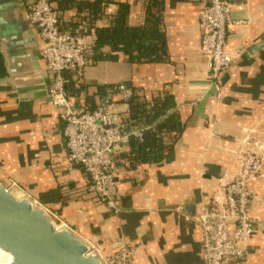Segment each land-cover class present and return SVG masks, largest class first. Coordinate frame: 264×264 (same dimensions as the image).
I'll return each mask as SVG.
<instances>
[{
	"label": "crops",
	"instance_id": "1",
	"mask_svg": "<svg viewBox=\"0 0 264 264\" xmlns=\"http://www.w3.org/2000/svg\"><path fill=\"white\" fill-rule=\"evenodd\" d=\"M86 1L96 0L51 3L61 12L62 30L81 36L89 46L96 40L93 29L109 25L118 3L131 5L129 22L138 26L145 20L149 0H101L103 16L93 27L87 22L89 12L79 11L80 2ZM163 1L168 62L88 63L75 79L88 89L132 83L149 100L169 93L185 126L162 163L120 170V211L112 214L92 192L89 177L69 164L63 123L48 95L51 75L41 59L38 31L28 23L31 0H9L12 7L6 18L16 35L7 39L0 35V183L18 179L23 187L17 184L55 214L58 223L105 255L125 242L140 246L132 264H205L201 229L181 207L190 200L200 207L216 193L219 180L234 170L231 151L238 141L253 133L264 141V52L234 68L225 77L221 100L209 101L207 119L188 125L194 104L210 88L201 51V0ZM232 3V19L241 23L229 27L227 51H244L264 39V0ZM67 93L78 108L89 109L86 97L95 89L71 96L67 87ZM114 103L116 111L127 114L121 96H115ZM254 189L251 215L259 230L237 264H264V181L255 183Z\"/></svg>",
	"mask_w": 264,
	"mask_h": 264
},
{
	"label": "built area",
	"instance_id": "2",
	"mask_svg": "<svg viewBox=\"0 0 264 264\" xmlns=\"http://www.w3.org/2000/svg\"><path fill=\"white\" fill-rule=\"evenodd\" d=\"M28 9V18L38 31L43 59L51 75L48 95L63 123L69 164L89 177L91 190L99 202L118 213L122 195L115 156L129 145L131 138L142 139L143 130L129 126L126 114L115 110L114 97H122L128 113L133 91L126 84H115L95 108H78L77 103L66 95L70 83L68 74L77 79L78 72L89 63L88 46L81 36L62 30L61 12L51 0H31ZM232 9V0H201V51L210 87L242 52L241 48L227 51L229 27L241 23L232 19ZM246 138L249 145L231 151L235 163L231 175L222 177L216 193L199 207L195 222L202 231L206 264H237L259 230L251 207L257 195L254 185L264 181V141L257 133ZM4 185L17 198H28L55 221L58 219L17 183L9 180ZM85 242L89 255H97L106 264H132L136 252L133 245L123 243L116 252L105 255L91 241Z\"/></svg>",
	"mask_w": 264,
	"mask_h": 264
},
{
	"label": "trees",
	"instance_id": "3",
	"mask_svg": "<svg viewBox=\"0 0 264 264\" xmlns=\"http://www.w3.org/2000/svg\"><path fill=\"white\" fill-rule=\"evenodd\" d=\"M163 2L147 1L145 20L138 26L130 25L131 5L118 3V11L109 21V25L93 29L96 40L88 46L89 63L118 62L122 59L131 65L168 62L170 57L163 23ZM102 4L101 0L80 2L79 11L89 12L87 22L90 27L102 18ZM68 77L70 83L67 87L71 96H79L85 90L90 93L95 89L93 95L86 97V107L89 109L95 108L97 101L100 102L107 95L108 89L115 85H99L88 89L78 85L73 75L68 74ZM124 84L133 91L126 114L129 126L144 130L142 139L131 138L129 145L115 158V164L121 171H136L145 165L162 163L182 136L185 126L178 112L167 116L175 107L173 95L161 94L149 100L141 94V88L133 86L132 83ZM163 116L165 118L155 124Z\"/></svg>",
	"mask_w": 264,
	"mask_h": 264
},
{
	"label": "water",
	"instance_id": "4",
	"mask_svg": "<svg viewBox=\"0 0 264 264\" xmlns=\"http://www.w3.org/2000/svg\"><path fill=\"white\" fill-rule=\"evenodd\" d=\"M8 2L9 0H0V35L15 38L16 33L12 35L15 27L6 18L12 7ZM28 23L33 26L29 18ZM36 36L41 48V59L44 61L41 40L38 34ZM263 52L264 39L242 51L216 84L194 104L193 116L188 125L195 120H206L209 101L215 98L219 102L222 98L225 77L234 68L250 63ZM174 112L176 109L171 110L167 116ZM164 118L165 116L161 117L155 124ZM249 144L250 141L246 138L238 141L237 148ZM15 181L22 185L18 179ZM181 210L189 221L196 223L200 209L192 200L184 203ZM111 213L116 214L115 211ZM0 251L11 257L10 264H106L97 255H89L85 240L72 229L58 225L44 209L35 206L28 198H17L3 183H0Z\"/></svg>",
	"mask_w": 264,
	"mask_h": 264
},
{
	"label": "bare ground",
	"instance_id": "5",
	"mask_svg": "<svg viewBox=\"0 0 264 264\" xmlns=\"http://www.w3.org/2000/svg\"><path fill=\"white\" fill-rule=\"evenodd\" d=\"M10 262L11 257L8 254L0 251V264H10Z\"/></svg>",
	"mask_w": 264,
	"mask_h": 264
},
{
	"label": "rangeland",
	"instance_id": "6",
	"mask_svg": "<svg viewBox=\"0 0 264 264\" xmlns=\"http://www.w3.org/2000/svg\"><path fill=\"white\" fill-rule=\"evenodd\" d=\"M57 224H58V222H57ZM59 225V224H58ZM123 243H125V242H121V244H123ZM120 244V243H119ZM134 247H135V249H136V252H135V255H136V253L138 252V249H139V247L140 246H135V245H133ZM135 255L133 256V259H132V262H133V260H134V258H135Z\"/></svg>",
	"mask_w": 264,
	"mask_h": 264
}]
</instances>
